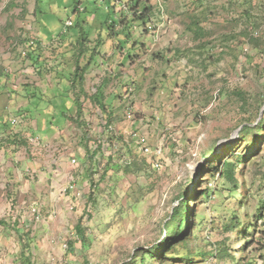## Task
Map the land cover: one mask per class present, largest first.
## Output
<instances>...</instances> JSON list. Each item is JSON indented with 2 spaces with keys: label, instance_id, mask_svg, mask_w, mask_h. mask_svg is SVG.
Here are the masks:
<instances>
[{
  "label": "rangeland",
  "instance_id": "374dc122",
  "mask_svg": "<svg viewBox=\"0 0 264 264\" xmlns=\"http://www.w3.org/2000/svg\"><path fill=\"white\" fill-rule=\"evenodd\" d=\"M0 220V264H264V0H0Z\"/></svg>",
  "mask_w": 264,
  "mask_h": 264
},
{
  "label": "trees",
  "instance_id": "16d2710c",
  "mask_svg": "<svg viewBox=\"0 0 264 264\" xmlns=\"http://www.w3.org/2000/svg\"><path fill=\"white\" fill-rule=\"evenodd\" d=\"M249 128L250 127L248 125H244L242 129L245 131ZM212 152L213 151H211L209 154H212ZM224 168L225 176L227 180L231 182L233 180L234 172L232 165L230 163H224ZM186 200H181L175 207L172 208L171 213L169 215V219L165 224L164 236L162 237L158 247H154V249L150 251V256L154 257V254H156L158 250L164 252L170 249L173 242H175L179 238H182V236H184V231L189 229ZM3 222L4 221L0 220V223ZM75 229L77 234L82 233L79 225H77ZM25 262L30 261L29 258L24 256V263Z\"/></svg>",
  "mask_w": 264,
  "mask_h": 264
},
{
  "label": "built area",
  "instance_id": "2783aa9c",
  "mask_svg": "<svg viewBox=\"0 0 264 264\" xmlns=\"http://www.w3.org/2000/svg\"><path fill=\"white\" fill-rule=\"evenodd\" d=\"M65 25H66V26H70V25H71V22H70V21H67ZM141 152H142V154H143L144 156H149V155H151V154H154L157 158H159V156L161 155V149H160V148H158V149L152 151V149L149 148V147H147V146H143V147L141 148ZM71 162H72V163H75V160L72 159ZM154 166L157 167L158 165H157V164H154Z\"/></svg>",
  "mask_w": 264,
  "mask_h": 264
}]
</instances>
